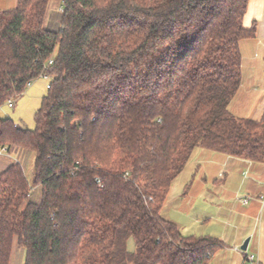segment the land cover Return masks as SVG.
Masks as SVG:
<instances>
[{
    "label": "trees",
    "instance_id": "obj_1",
    "mask_svg": "<svg viewBox=\"0 0 264 264\" xmlns=\"http://www.w3.org/2000/svg\"><path fill=\"white\" fill-rule=\"evenodd\" d=\"M248 3L17 0L0 11V107L51 79L33 130L0 119V147L34 154L31 184L19 162L0 172V264L15 245L24 264H208L223 244L182 235L161 209L196 148L264 164V113L228 110L239 43L256 31L243 25Z\"/></svg>",
    "mask_w": 264,
    "mask_h": 264
},
{
    "label": "crops",
    "instance_id": "obj_2",
    "mask_svg": "<svg viewBox=\"0 0 264 264\" xmlns=\"http://www.w3.org/2000/svg\"><path fill=\"white\" fill-rule=\"evenodd\" d=\"M16 3L0 0V11ZM252 24L255 36L239 43L241 81L228 110L238 119L259 120L264 113V0H249L243 25ZM10 158L0 156V172ZM161 216L184 236L212 237L223 244L208 264H242L244 253L235 248L245 241L246 252L264 264V164L194 149L170 186Z\"/></svg>",
    "mask_w": 264,
    "mask_h": 264
},
{
    "label": "rangeland",
    "instance_id": "obj_3",
    "mask_svg": "<svg viewBox=\"0 0 264 264\" xmlns=\"http://www.w3.org/2000/svg\"><path fill=\"white\" fill-rule=\"evenodd\" d=\"M49 8L48 14L50 21L46 23V28L50 30H57L59 28V20L61 17L59 6L56 4H51ZM52 17H55V20L52 21ZM50 81V78H38L37 80L33 81L28 86L25 93L16 101H14L12 104L6 103L0 107V119L8 118L22 130H33L35 128V113L40 108L42 98L47 92L46 86L50 83ZM10 161H12V163H20L27 181L29 184H31L33 176L34 154L29 151L20 150L17 153H11ZM31 196L34 202H38L40 191L38 189H32ZM127 249L128 251L134 250V242L132 239H128ZM24 262L25 251L15 245L11 252L9 264H24Z\"/></svg>",
    "mask_w": 264,
    "mask_h": 264
},
{
    "label": "built area",
    "instance_id": "obj_4",
    "mask_svg": "<svg viewBox=\"0 0 264 264\" xmlns=\"http://www.w3.org/2000/svg\"><path fill=\"white\" fill-rule=\"evenodd\" d=\"M60 12H62V9H60ZM49 63H51V61H49ZM46 88H49V85L46 86ZM9 104H12V102H8ZM6 153V148L5 147H0V155H5ZM235 250L240 251L242 253H244V260L242 264H259L257 259L255 258L254 255L249 254L245 251H242L239 248H235Z\"/></svg>",
    "mask_w": 264,
    "mask_h": 264
},
{
    "label": "water",
    "instance_id": "obj_5",
    "mask_svg": "<svg viewBox=\"0 0 264 264\" xmlns=\"http://www.w3.org/2000/svg\"><path fill=\"white\" fill-rule=\"evenodd\" d=\"M247 244H248V241H245L244 243H243V245L241 246V250L242 251H245L246 250V247H247Z\"/></svg>",
    "mask_w": 264,
    "mask_h": 264
}]
</instances>
